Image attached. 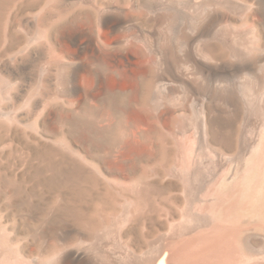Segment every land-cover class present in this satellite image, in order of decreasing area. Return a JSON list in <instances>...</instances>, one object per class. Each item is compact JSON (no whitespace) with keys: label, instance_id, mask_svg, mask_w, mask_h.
I'll use <instances>...</instances> for the list:
<instances>
[{"label":"bare ground","instance_id":"obj_1","mask_svg":"<svg viewBox=\"0 0 264 264\" xmlns=\"http://www.w3.org/2000/svg\"><path fill=\"white\" fill-rule=\"evenodd\" d=\"M9 1L0 0V53L12 46L8 39L13 12L5 13ZM41 1L34 2L41 7L36 12L39 20L57 2ZM112 1L95 0L93 25L83 41L78 31L68 38L75 55L64 56L54 73L58 92L67 95L63 100L66 108L75 110L80 94L90 93L79 82L86 66L82 57L85 43L91 44L90 55L94 58L106 38L126 46L132 38L128 34L130 28L125 25L127 14L145 9L151 14L142 24H136L135 30L144 41L146 52L156 55L159 67L165 51L160 44L162 33L156 32L152 19H160L161 29L165 31L175 16L198 17L200 23L192 25L194 34L203 33L207 26L213 31L214 43L211 49H202L201 57L203 61H212L208 66L211 75L241 74L236 86L226 85L225 80L215 82L225 103L233 102L241 107L238 131L225 130L226 124L219 122L203 98L199 99L198 124L206 148L205 161L197 155V140L185 141L180 137L174 149L176 158H180L169 174L159 183L145 179L135 185L146 187L144 195L155 202L151 208L149 202L142 205L131 195L133 187L130 190L107 184L100 162L88 160L70 139L64 135L53 139L45 133L41 125L49 119L47 106L36 120L23 124V112L29 114L33 110L43 89L37 87L18 105L21 85L0 76V264H264V0ZM71 19V15L57 16L54 22L69 24ZM39 30L33 39L41 42L47 38V32ZM19 50L11 56L15 68L24 66L22 59L36 52L34 45L24 47L23 52ZM185 54V42L183 47L179 45L171 51L168 70L176 68L179 79L185 68L190 67L185 66ZM203 61L198 64L202 66ZM89 72H94L92 80L102 91L129 92L128 86H118L121 72L113 69L110 83L108 71ZM165 72H168L166 68L160 67L155 80L160 81L154 84L153 91L160 87L161 90L150 97L163 101L167 107L171 105L170 96L176 97L178 105L183 106L194 93L183 86L181 96H176L177 86ZM180 116L185 119V112ZM76 120L81 122L82 118ZM214 140L219 143V149L214 147ZM228 146L237 148L240 159L229 164L225 173L217 175L216 169L223 161L221 153ZM84 188L90 192L106 189L107 196L115 192L122 201L121 209L84 219L79 210L63 203L65 195L78 194ZM146 209H150L149 220L156 219L153 230L148 219L147 223L139 220L141 211ZM102 250L110 256L101 255Z\"/></svg>","mask_w":264,"mask_h":264},{"label":"rangeland","instance_id":"obj_2","mask_svg":"<svg viewBox=\"0 0 264 264\" xmlns=\"http://www.w3.org/2000/svg\"><path fill=\"white\" fill-rule=\"evenodd\" d=\"M37 1L41 0H10V3L6 5L5 13H8V11L13 12L9 22L11 24H9L11 31L8 39L9 45L12 44V46L0 53V76L2 78L6 76V79L21 85L22 92L18 93L16 100L17 104L19 103L18 105H22L37 87L43 89V95L41 93L37 95V103L33 108L34 111L32 110V113L29 112V114L26 111L23 112L22 117L24 118L22 123L28 124L36 120L43 107L47 106L49 119L43 123V126L41 125L42 130H46L44 132L49 133L48 135L51 138L54 137L53 139H57V137L61 138L64 135L73 142L74 148L83 153L82 155L88 160H98L102 167V176L107 184L114 186L118 184L122 187H129L127 189L133 187L134 193L131 195L136 196L141 201V204L143 203L142 205L149 202L151 208H153L155 202L143 193L146 187L144 185L135 187V185H138L145 179L159 183L163 176L169 174L167 172L171 170V166L177 163L180 158L179 156L176 158L177 154L174 150L175 145L180 143V137L185 141L197 140L196 146H198L199 151L197 155L202 159L206 156V148L202 143L198 124L200 116L199 99L201 98L207 102V106H209L210 111L216 114L219 122H223L222 124L224 125L226 124L225 130L231 128L233 133L238 131V126L242 121L241 107L237 103H225L224 97L221 96L220 88L216 86V83L225 80L226 85L236 86L241 78V74H224V79H222V73H218L220 76L209 73L208 66L213 63L208 59L203 61L201 51L202 49H211L214 43L212 37L213 31L207 26L203 33L199 35L194 34L192 25L200 23L198 17L195 19H184L181 16H175V19L165 31L161 29L162 22L160 19H152V26L154 25L156 32L162 33L160 44L165 51V57L160 67L166 68V71H168L165 72L166 76L177 86L175 95L181 96L183 86L188 87L194 94L185 100L183 106L178 105L176 97L170 96V99H168L171 103L170 107H167L169 105L164 104L163 101L158 102L156 97H150V94L152 95L154 92V84L160 81L159 79L155 81L158 78L160 67L156 63V55L154 53L149 55L146 52L143 44L144 41L135 30V25L142 24V21L151 14L145 9H143L144 11L139 10L135 12V14H127L125 25L130 28L128 34H132V38H130L126 46H123L118 40L113 41L106 38L104 44L100 46L95 59L90 55L93 53L90 47L91 44L85 43L83 48L85 54L83 53L82 57L85 58L86 66L79 76V82H81L84 89H89L90 93L82 92L80 94L77 104L78 109L71 110L70 107L66 108L67 104L63 100L67 99V95L64 92H58L54 73L64 56L75 55L74 46L68 39L69 36L78 31L81 34L80 41H83L84 37L88 35V29L93 25L95 13L93 4L95 0H57L56 6L47 11V14L44 13L40 20L37 18V13L41 11V7L38 3L34 4ZM44 1L47 0H42L41 2ZM21 2H24V4L20 5ZM66 15L72 16L69 24H59L60 26L55 24L54 19L57 16ZM3 23L4 20H2L1 24ZM35 28L38 29L36 30ZM40 28L41 31L47 32V38L44 39L46 40V44L44 40L40 42L33 39V37L35 38L34 35L37 34L36 32L40 31ZM25 30L26 32H24ZM15 34L17 35L16 38L14 37ZM31 35L32 37H30ZM184 42L187 59L185 66L189 67L190 65V67L188 70L185 68L186 70H184L182 78L179 79L176 76V68H171L170 70L168 68L171 51L174 47L178 48L179 45L183 47ZM31 45L35 46V54L33 53L24 57L22 62H25V65L21 68H15L11 56L16 51L18 52L19 49H21L19 52H23L24 47L26 49ZM199 61H203L202 66L198 64ZM123 62L125 65H123ZM193 65L195 69L191 68ZM196 68L198 70L197 74L195 73ZM103 69L109 72L107 75L109 83L113 78V69L119 73L121 72L118 86L120 88L128 86L129 92H117L113 89L102 91L96 87L94 80H92L94 72L89 71ZM184 80L186 82H183ZM44 86L46 89H44ZM160 90L161 87L154 93L159 94L158 91ZM19 101H22V103ZM184 112L186 114L185 119L180 116ZM78 118H82V123L77 122L76 119ZM229 118L232 119L229 121ZM185 123L186 125H184ZM214 142V147L219 149V143L215 140ZM223 150L224 153H221L223 161L216 169L217 175L222 174L223 171L225 173V170L229 168V164H233V162L240 159L238 150L234 146H228L227 149L224 148ZM85 191L86 189L84 188L83 190H79L78 194L65 195L63 200L64 204L71 205L69 208L72 209L74 207L76 210H79V213L83 214L84 219L89 216L91 218V216L95 215L117 212L121 209L122 201L115 192L107 196L105 193L106 189L93 190V192ZM149 210L141 211L143 213L139 219L140 222L147 223V219L149 220L148 215L150 214ZM97 211L100 212L98 213ZM155 223L156 219L149 220L148 224L152 228L151 230L155 228ZM135 232L137 233L138 231L136 230ZM50 245L51 241L48 247H51ZM107 253L103 250L100 252L101 255H109Z\"/></svg>","mask_w":264,"mask_h":264}]
</instances>
